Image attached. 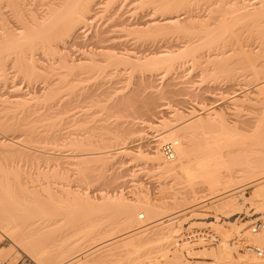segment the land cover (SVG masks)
Wrapping results in <instances>:
<instances>
[{
  "label": "bare ground",
  "instance_id": "obj_1",
  "mask_svg": "<svg viewBox=\"0 0 264 264\" xmlns=\"http://www.w3.org/2000/svg\"><path fill=\"white\" fill-rule=\"evenodd\" d=\"M104 1L106 3L113 2V0ZM142 1L152 5L150 8L151 16L141 21H139V17L130 19L122 17V14L117 16V20L114 19L116 20L115 26L121 27V30L126 34L112 36L108 32L107 25L105 27L100 23H95L98 5L104 3L102 0H48L44 14L38 18L36 17L38 15H33L32 10L29 11V8L28 11L26 10L25 6L28 5L25 4L26 0H0L1 73L2 68L11 62L16 68L22 67L19 68V71L22 72L23 69L30 83L33 81L41 82L42 86L38 85V90L33 87L32 92L33 94L41 93V96L35 98L41 99L45 110L44 113H40L38 119L35 118L36 122L44 121L49 127H54L55 119L70 111L71 107L75 105L74 103H77L81 98L88 99L91 97L88 90L78 92L80 88H77L76 84L73 85L76 82L74 81L75 78L72 79L67 75L74 76L77 73L76 78L78 79L79 71H90L104 75L109 70L120 71L125 68L140 69L145 70V73L147 72L142 78L137 77L141 93L138 94L135 87L130 89L128 87V90L115 94L108 93L106 97L109 98V101L106 107L111 110L127 106L133 99L139 97L143 100L141 109L143 116L154 120L166 115L169 110L160 103V100L171 94L174 84L169 78H156L154 73L158 70L159 65H166L169 62L172 64L174 52L162 50L153 53L151 56L155 55L154 58L149 56L139 59V51L137 50L139 46H136V43L139 44V34L142 32L148 38H156V40L153 39L155 43L160 37L168 38L169 35H174L173 37L177 36V41L180 37L183 45H180L176 50L178 54L175 56L177 58L185 56L184 58H188L191 62V68H201L202 73H209L211 70L215 72L218 68L217 65L221 66L222 69H219L221 74L227 77H231L229 73L232 70L228 67L230 60L225 55L229 52L226 51L227 47L231 46L233 52L240 51L241 62L250 66L249 71L253 76L254 85L248 93L264 91V52L260 49L256 55H247L248 47L244 44L249 38L264 31V0ZM14 19L15 23L17 22L16 19L20 22L17 23L19 26L13 24ZM124 36H131L133 41L135 40V44L133 43L131 46L129 41L123 38ZM162 41L164 40L162 39ZM36 44L37 46L40 45L43 58L49 53L46 56L49 61L46 63L47 65L44 63L45 66L37 65L33 57V50L37 48ZM72 45L79 48H76V51H71L69 47ZM24 49H26V53ZM40 58L42 60V56ZM155 65H158L156 66L157 69L153 68ZM61 68L66 72L61 71L63 74L56 72L60 71ZM51 74H55L56 78L50 79ZM68 78L72 80L68 81ZM61 86H67V90L70 89L74 95L72 94V97L68 99H61L59 96ZM237 89L239 90V88ZM238 90L235 89L231 92L232 95H229L227 104L235 103L240 99L238 97L240 90ZM85 92L86 95H84ZM197 95L194 96L197 97ZM20 97L18 96L17 100L13 99L14 101L11 102L7 99V102L5 99V101L0 100V134L3 133L0 137V212H2L0 213V239L5 238L8 242L5 247L0 249L2 260H9L14 249H17L26 254L34 264H88V260L81 261L80 257L91 254L99 246L104 247L119 241L121 244L119 242V245L116 244L115 247H112L117 250L122 249V252L134 254V250H137L139 244L146 238L145 235L143 237L136 236L138 231L158 226L165 221L164 219L171 220L193 211L201 207L205 201L193 199L189 201L190 203L193 202L192 205L181 208L186 205H181V203H187L188 199L185 197L174 198L171 207L167 204H157L145 197H127V199L122 194L111 196L104 194L98 200H91L87 195L75 193L67 187H56L55 180L64 174L62 168L64 159H70L77 165L89 163L92 160L105 163L120 154H134L133 146H127V142L126 145L124 143L128 134L106 136L74 133V136H68L61 142L50 136H43L44 134H39L36 131V126L32 124L34 120L30 121L28 117V115L32 116L30 114L33 113V110L36 114V111L40 109L33 108L32 113H30L31 109L27 111L29 108L26 107L28 102L25 103L26 99L23 101V98ZM207 98H210L209 102H211L207 109L201 107L192 110L189 112V117L184 119L181 125L163 130L155 135L156 137L152 141H148L149 148L144 156L150 160V164L158 170L159 174L172 173L183 179L185 183L190 184L193 180L200 179L210 187L211 191H214L211 194H214L216 192L214 189L219 184L220 170L228 169L233 160L232 156L234 155H232L233 150H230L231 147H243L247 145V142L252 141L253 143L250 142L252 145L256 144L259 146L258 148L264 149V102H262L263 108L258 112L259 117L252 122V134L247 137L237 132L236 123H231L222 116V108L219 107L222 102L217 103L211 95ZM68 121L75 127H78L77 124L80 122L77 120L79 121L77 123L75 119ZM127 128L129 129V127ZM9 132L13 133L10 138ZM24 143L33 144L37 148H31L33 146L29 144L30 147H27V144ZM163 143H165L164 145H171L173 152L171 159L163 153L164 145L161 146ZM63 148L70 149L72 153H60L59 151ZM241 151L243 152V150ZM247 154L241 155L239 159H243L244 156L247 159L251 158ZM260 155H263L262 160H258L261 162V168L258 167L261 171L258 172L256 168L260 165L254 166L256 168L253 167L254 172H257H253L255 175L252 173L249 178H246L250 182H247L245 186L256 188L252 193L251 201L253 206L257 208L253 216L260 219L251 225L252 234L249 240L261 245L264 243V217H262L264 215V153ZM3 182L6 184L3 185ZM225 184L231 187L236 183L229 179ZM227 186L226 188H228ZM235 190L236 188L224 190L208 200L215 202L224 199ZM63 201H67L68 204L71 203L72 210L74 206L77 207L75 210L85 208L84 211L94 210V212L107 209L116 210L117 213L111 215L116 216V219L111 218L110 227H107L109 230H105L107 233L104 231L102 236L94 238L90 234L92 232L89 231L87 236L83 237L84 243L87 244L81 246L83 244H80L82 238L64 235L63 233L66 231L59 227V225L61 226L59 217L62 216L53 214L61 212L63 206L67 204ZM234 201L233 199H225L214 205L225 214L223 220L217 221L213 217L193 215V218L185 223L188 225L186 229L191 226L204 225L219 229L223 225H230L231 229L236 230L237 218L234 216L238 212L235 210L240 209L238 202ZM62 202L64 205L60 206ZM232 217L236 219L230 221ZM258 223H261L260 226L253 230L254 224ZM176 234L175 236H177ZM173 235L172 233V237L168 236L171 241L172 239L177 240L180 236L179 234L177 238ZM228 239L229 234L223 232L222 244L219 246L223 251L218 249V253L221 254H216L221 257L223 253L222 258L225 259H228L231 254V250L228 251L229 249L226 250L222 247L223 245L227 246ZM182 241L181 243L190 244L188 241ZM196 241L202 245H210L217 243L218 237L211 231L196 238ZM108 251V254L115 253L112 248ZM246 251L258 257L262 256V251L253 246L247 247ZM135 253L137 254V251ZM208 253L213 256L215 254L212 251ZM163 258H167L166 253H164ZM145 264L151 263L145 262ZM224 264H233V262L225 260ZM237 264L239 263L237 262Z\"/></svg>",
  "mask_w": 264,
  "mask_h": 264
},
{
  "label": "rangeland",
  "instance_id": "obj_2",
  "mask_svg": "<svg viewBox=\"0 0 264 264\" xmlns=\"http://www.w3.org/2000/svg\"><path fill=\"white\" fill-rule=\"evenodd\" d=\"M38 1L39 0H26L25 2V4H28L27 6H25L26 10L28 8L29 11L32 10L31 12L33 13V15H38L36 16L37 18L41 17V15L44 14V10L46 8L45 5L48 0ZM102 2L104 3L98 5V13L96 15L97 21L95 20V23H100L104 26L107 25L108 32H110L109 34H111L112 36L126 34L121 30V27L115 26L117 16L122 14V17H127L130 19L139 17V21L147 19L151 16L150 8H152V5L147 2L145 3V1L142 0H113V2L111 3L108 2L109 4L104 0H102ZM16 21L17 22L15 23V19L13 20L14 25L20 23L17 19ZM17 26H19V24ZM142 33L139 34V44L136 43V46H139V48L137 47V50L139 51V59H144L149 56L151 58H154L155 55L153 57L151 55L162 50H170L174 52L172 55L175 56V54H178L176 53L177 48H179L180 45H183L181 44L182 39L180 40V37H178L177 41V36L173 37L174 35H169L170 37L168 36V38L157 37L160 40L157 39L155 43L154 40H156V38H148L146 35L144 36L145 33ZM256 35L257 36L249 38L248 41L244 43L248 47L247 55H256L260 51V49H262V51L264 52V31L259 32ZM127 37L124 36L123 38L127 39L129 41V44H131L132 46L135 40L133 41L131 36L129 38ZM162 39L164 41H162ZM149 40H151L152 42ZM39 46H37L36 44L37 48L33 50V57L35 58L37 65L45 66V64L49 61V59L47 60L48 57H46L47 55H49V53L46 56L44 55L46 58H43V54L41 55L42 49ZM72 46L69 47V50L71 51H76V48H79L77 46ZM247 47H245V49H247ZM26 49H24L25 53L27 52L25 51ZM226 51H229L225 56L228 60H230V64L228 65V67L232 70L229 73L231 77L223 76L219 70L220 68L222 69V67L218 65L217 71L212 72L211 70L209 73H202L200 70L201 68H191V62L188 60V58L186 59L184 58L185 56L180 55V57L178 58L177 56H175L176 59L174 56L172 57V59L174 58L172 64L171 62L167 63L169 65L163 64L162 66H160L158 64V70H156V73H154L156 74V78H169L172 80L174 86L172 88L171 94L168 97L160 100V103L164 104V106L168 108V113L154 120L142 115L141 109L143 106V100L139 97L133 99L130 105L127 106L118 107L111 110L106 107L109 101V98L106 97L108 93L115 94L123 90L126 91L128 90V87L129 89L135 87L136 92L138 94L141 93V89L139 87L140 84L137 81L139 79L137 77L142 78V76L147 74V72L145 73V70H131V68H125L121 69L120 71L109 70L104 75H98L97 73L90 71H79V81L76 78L78 76L77 73L74 75L75 77L73 75H67V77L69 76L72 79L75 78L74 81L76 82L73 81L74 83H72L73 85L76 84V86H78L77 88H80L78 89V92H80V90H82V92L88 90L91 97L88 99H79L77 103H74V108H72L73 106L71 107L72 110L70 109V111L60 115L57 119H55L56 124L54 125V127H49V125L44 121H35V118L38 119L39 115H41L40 113H44L45 111L43 108L44 104L43 102H41V99L37 100L35 98L37 96H41V93H32L34 90L33 87L36 89L38 85H41V82L33 81L30 83L27 79L28 77L25 76L26 74L23 72V69L22 72L21 70L19 71V68L21 69L22 67L20 66L16 68L15 65L13 66V64H11V62H8V65L3 67L4 69L2 68V73L0 69V100L5 101L7 99L11 102L14 101L13 99L17 100L18 96H21L20 98H23V101L25 99L27 100L24 101L25 103L28 102L26 103V107L29 108L27 109V111L31 109L30 113H32L31 111L33 110V108L37 110L40 109L36 111V114L33 110L34 114H30L32 116L28 115L30 121H35H33L32 124L36 126V131H38L39 134H44L43 136L47 137L50 136L58 142L65 140L68 136H74V133H88L91 135L102 134L106 136H112L114 134H128L124 139V143L126 145L127 142V146H133L132 149L134 150V154H120L118 156H114L116 158L113 157L112 160L109 159L110 161L107 160L105 163H102L99 160H92L89 161V163L87 162L85 164L78 165L73 161H70V159H64V161H62L64 174H62L61 177H58L55 180L56 187H67L75 193L87 195V197L91 200H98L101 195L104 194L110 196L114 194H122L126 198L145 197L152 200L153 202H156L157 204H167L170 205V207L174 198L185 197V199H188L187 203L193 199H199V201L205 200L202 203L201 207L193 211L182 214L171 220L164 219L165 221L158 226L149 228L147 230L143 229L138 231L136 236L139 235L143 237L145 235L146 238L143 239L141 244L138 243L139 246L137 250H134V252L132 251L134 254H132L131 252H122V249H115L114 247L116 244H118L119 242V244H121V241H119L111 245H105L104 247L99 246L95 248L91 254H88L85 257L81 256V261L88 260V264H145V262H150L151 264H224L225 260H231L233 264H237V262L239 264H264V245L261 246L249 240L252 234L250 231L251 225L258 219V217L256 218L253 216L254 212L257 211V208L253 206V203L251 201L252 193L256 188L245 186L247 182H250L249 179L247 180L246 178H249L254 172V168L257 165L261 164V162H258V160H262L261 158L263 155L261 156L260 154L264 153V149H262L261 147L258 148L259 146H257L256 144H254V147V145L251 144L253 143L252 141H250L251 143L247 142V145H244L243 147H231L230 150H233L232 155H234L232 156L233 160L232 162H230V166L228 169L220 170L221 174L218 178L219 184L214 189L216 191L214 194H211L214 191H211L210 187L207 184L203 183L200 179H195L190 184L185 183L183 179L175 176L172 173L159 174L158 170L152 164H150V160H148L147 157L144 156V154H146V150L149 148V144H147V142L152 141L156 137L155 135H157L159 132L163 130L165 131L168 128L171 129L172 126L175 125H181L184 119L186 120V118L189 117V112L194 109L201 107L207 109L211 103L209 102L210 98H207V96L209 95L213 96L214 100L217 101V103L222 102L221 106H219L222 108V116L225 117L229 122L236 123L238 133L247 137L252 134V122L259 117L258 112L263 108L262 102H264V91H262L261 93H248L254 85L253 76L249 71V64H243L241 62L242 57L239 55L240 51L233 52L231 50V46L227 47ZM38 52H40L39 55H36L38 54ZM40 56H42V60L45 59L47 61L44 60L41 63L42 60ZM158 65H155V67L153 68L155 69ZM61 69L60 71L56 72L62 74L63 72H66V70L63 71V68ZM55 74H51L52 76L50 77V79H52V77L56 78V75L58 74ZM57 77L59 78V75ZM71 78H68V81L72 80ZM80 80H82V82H80ZM65 87L61 86V88H59L61 89L59 90V92L61 93L59 95L61 99H68L72 97V94L74 93H71L70 89L68 91L67 86ZM237 88H239L240 91ZM235 89L239 91L240 96L238 97H240V99L235 103L227 104L228 98L232 95L231 92ZM88 91L86 92L88 93ZM86 92L84 95H86ZM240 92L244 93H241V95ZM195 94H198L197 97L194 96ZM243 95L247 96L243 97ZM71 119L80 121H77V123L79 122L77 124L79 128L73 126L71 122L69 123L68 120ZM120 127L121 129H119ZM127 127H129V129ZM1 134L3 133L1 132ZM1 134L0 137L2 136ZM8 134L10 135L9 138L13 135V133L10 132ZM165 143H163L161 146H163ZM24 144H27V147H30L29 145H32L33 147L31 148H37L33 144ZM224 150L226 151L227 149ZM241 150H243V152ZM251 150L254 151L252 152ZM59 152H62L64 154H66V152L72 153L70 152V149L67 150L66 148L61 149ZM140 152L142 155L140 154ZM243 154H247L249 157L251 156V158L247 159L244 156L245 160L248 161L243 160L244 158L240 160L239 157ZM162 156L164 158V155ZM258 167L261 168V165L256 167L258 169L257 171L260 172L261 169H259ZM254 173L253 175H255ZM229 179H232V181L236 184L228 187L225 182H228ZM4 183L5 182H3V185L6 184ZM226 186L228 188H226ZM233 188H236V190L224 199H219L215 202L208 200L210 197L220 194L224 190H230ZM225 199H233V201L235 200L234 202H238L237 204L239 205L240 210H235V212H238V214L234 216L237 218V221L235 223V225L237 226L236 230L231 229L230 225H223L219 229H214L212 226L207 225L191 226L186 229L188 225H185V223L189 222L193 218V215H196L197 217H213L217 221L223 220L225 214L217 209L214 205L219 204ZM63 202L60 206H62ZM64 203H67V201H65ZM187 203H181V205L186 204L181 208L193 204V202H189L188 204ZM69 204H63V209L60 208L61 212L53 214H59L62 217L64 216L63 220L61 219L62 217H59L61 221V226L59 225V227H62L61 229L66 231L65 233H62L64 235L66 234V236L69 235L71 237L73 236L74 238H82L80 244H83L81 246L87 244L86 242L84 243L85 240H83V237H86V234L89 231L92 232L90 234L94 238L102 236V233L104 234L106 232L105 230L108 231L111 218L113 217L111 215L112 213H117L116 210L111 209H107L108 211L101 210L100 212H94V210L84 211L86 210L85 208H83L84 210H80V208H78L79 210H75L77 207L74 206V208L72 206L74 210L73 211L71 208L72 204ZM115 217L113 218L116 219ZM234 217H232L230 221L236 219ZM262 217H264V215ZM210 220L212 221V219H209V221ZM172 230V233L174 234L173 236H175V233H177L176 235L179 236L180 234L181 237L179 236L178 238L177 236H175L178 239H172L171 241L170 237H172ZM211 231L212 233L217 235V243L210 245H202L200 243H197L196 238H199L201 237V235ZM223 232H227L229 234L227 246L223 245L222 247L226 250L229 249L228 251L231 250V254L229 257L230 259L222 258L223 253L221 257L220 255H216L221 254L218 253L219 250L223 251L221 250V247H219L222 244ZM169 235L170 237H168ZM182 240L188 241L190 242V244L181 243L183 242ZM7 243L8 242L5 238H1L0 249L2 247H5ZM80 244L78 243V245ZM245 246L259 247L263 251V256L260 258L254 256V254L249 253L245 250ZM111 248L115 253H113L112 251L113 254H108L110 253L108 250ZM135 251H137V254L135 253ZM210 251L215 252L214 256L211 255V253H208ZM164 253H166V257L168 259L163 258ZM215 255L220 259L216 258ZM25 259L27 262H30V264H34L31 259L26 256V254L17 249H14L13 255L9 258V260L7 259V262L9 264H15L18 261H23ZM143 259L145 262L142 261Z\"/></svg>",
  "mask_w": 264,
  "mask_h": 264
},
{
  "label": "built area",
  "instance_id": "obj_3",
  "mask_svg": "<svg viewBox=\"0 0 264 264\" xmlns=\"http://www.w3.org/2000/svg\"><path fill=\"white\" fill-rule=\"evenodd\" d=\"M163 150V153L165 154V156L169 159H171L173 157V152H172V147L171 145L169 144H166L163 146L162 148ZM261 223H258V224H254V227H253V230H256L257 227L260 226ZM0 264H9L6 260H2L0 258ZM15 264H30V262H27L26 259L25 260H21V261H18L17 263Z\"/></svg>",
  "mask_w": 264,
  "mask_h": 264
},
{
  "label": "crops",
  "instance_id": "obj_4",
  "mask_svg": "<svg viewBox=\"0 0 264 264\" xmlns=\"http://www.w3.org/2000/svg\"><path fill=\"white\" fill-rule=\"evenodd\" d=\"M255 244H257V243H255ZM258 245H260V244H258ZM262 246L264 245V243L263 244H261ZM247 247H249V246H245V250H247ZM256 248H258V249H260L259 247H256ZM261 250V249H260ZM262 251V250H261ZM254 256H256V257H258L257 255H255L254 254ZM262 256H263V251H262ZM261 256V257H262ZM258 258H260V257H258Z\"/></svg>",
  "mask_w": 264,
  "mask_h": 264
}]
</instances>
